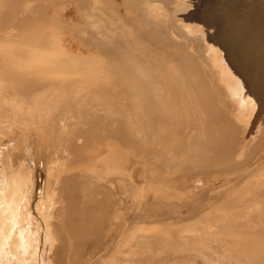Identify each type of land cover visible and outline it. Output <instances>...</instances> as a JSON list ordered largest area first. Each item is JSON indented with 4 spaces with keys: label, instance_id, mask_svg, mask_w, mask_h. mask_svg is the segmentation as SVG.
Here are the masks:
<instances>
[{
    "label": "rangeland",
    "instance_id": "374dc122",
    "mask_svg": "<svg viewBox=\"0 0 264 264\" xmlns=\"http://www.w3.org/2000/svg\"><path fill=\"white\" fill-rule=\"evenodd\" d=\"M0 1V184L19 202L11 239L26 235L9 264H264V118L229 152L204 146L160 54L172 32L166 50L219 65L231 35L214 16L228 7L264 44V0H154L163 31L151 0Z\"/></svg>",
    "mask_w": 264,
    "mask_h": 264
},
{
    "label": "bare ground",
    "instance_id": "6f19581e",
    "mask_svg": "<svg viewBox=\"0 0 264 264\" xmlns=\"http://www.w3.org/2000/svg\"><path fill=\"white\" fill-rule=\"evenodd\" d=\"M154 2H155L154 0H151V4ZM103 4H104V6H106L105 1ZM103 4H101V5H103ZM151 4L149 2L147 10H148V12H150L151 15H156V18L152 17L153 18L152 22H154L157 25V27L160 31H163L162 28L164 26V22L160 19L161 15H162V12H160V7H157V6L155 7L154 4H152V5ZM109 6H110V4H109ZM228 8L223 10L220 13H215V16H214L215 19H218L219 17H221V15H220L221 13L223 14V16H225L224 19H225L226 24L228 26V28L226 29V33L231 35L230 45L228 43L225 47V48H227V50H229V52H227V55H225V59L223 60L224 63L221 61L219 65L218 64H216V65L211 64L210 61L212 59L210 60L211 57H209V60H210V61H208L209 65H207V63L204 64L202 58H200L198 55L194 54V51H193L194 47L191 45L176 47V50H172V52L166 50V49L170 48V45L168 46L167 44H171L174 46V43L176 44V42H179V41H176L175 34L172 32H169V34L167 36L164 35V41L167 44H166V46L162 45L163 46L162 48L166 53H162V52L160 53L159 52L160 54H164V56H166V59L169 61V64L173 66L171 68H172V74H174V79H173L174 82H173V84H171V86L173 88V93H174V96L176 97V101L184 98V100H186L187 102L189 101V103L191 102L193 104V102H196L195 106H194V104L190 106L191 113H192V116L194 119L193 126L196 128H199L198 124H200L202 122L204 127L206 128V133L204 134V137L209 136V138H210L208 140V143H207V140H204V146L207 145L210 148L222 147L224 149H227L228 150L227 152H229V150H231V148L234 147L235 143L239 139H241V135L243 134L242 130L246 129L245 124L249 125L248 126L249 130H247V134H246V135H248L250 132H252L255 129V127L260 128L262 126L261 119L264 118V44L261 41H257L254 39V37H253V35L249 29L250 28L249 22L247 23L238 13H232L231 11H229L230 8L229 9ZM102 11H103V9H102ZM193 13H195V11ZM107 14H109V18H111L110 14H112V13H109V11H108ZM150 14H148L147 17L151 16ZM112 17H113V15H112ZM196 17L197 16H195V18ZM114 18H112V20ZM201 18H199V19H201ZM197 19L198 18H196V20ZM149 20H150V18L147 19V21H149ZM202 20H204V19H202ZM183 21H184V19H183ZM251 25H252V22H251ZM193 28H195V27H193ZM202 29H203V27L201 28V31H202ZM241 30H246L247 33H245L244 35L241 36L239 34V32ZM133 33H134V31H133ZM162 34H164V33H162ZM220 34H222V33H220ZM135 35H137V34H135ZM129 37H131V36H129ZM261 37H262V35H261ZM191 38L193 39V37H191ZM203 40H204V38H203ZM141 41H142V39H141ZM174 41H176V42H174ZM102 42H103V40H102ZM143 42H145V41H143ZM108 44H111V43L109 42ZM140 44H142V43H140ZM136 45H138V44L136 43ZM105 46H107V45L105 44ZM138 46H140V45H138ZM143 46H144V44H143ZM143 46H141V48ZM147 46H148V44H147ZM147 46H144V47H147ZM217 46H219L218 43H216V45H214L215 48H213L212 50H216ZM118 47L119 46L117 45L116 49H118ZM151 48H153V47H151ZM118 56L121 57V54L119 53ZM123 56H125V55H123ZM210 56H211V52H210ZM116 57H117V55H116ZM145 59H147L150 62L151 66H152V63L155 62V61H153V56H151V57L147 56V58H145ZM157 63L155 62V67L158 68L159 72H163L162 70L164 69L165 65H166L165 68L168 67V63L166 61L164 63L161 62V64H159V66H157ZM129 64L130 63H128V65ZM126 65H127V63H126ZM126 65H124V66H126ZM144 67H146V66H144ZM127 69H128V66H127L126 70ZM135 69H136V67L134 68V70ZM123 70H125V69H123ZM143 70L145 71V68ZM136 72H137V70H136ZM138 74H134V75H138ZM134 77H136V76H134ZM146 78H148V77H146ZM136 81H138V79ZM148 81H149V79H148ZM71 84H73V83H71ZM129 89H131V88H129ZM144 90H147V88H145ZM202 90H204V92H201ZM156 93L157 92L153 89V95L154 96ZM156 97L158 98V96H156ZM171 97H173V96L171 95ZM170 99L173 100V98H170ZM198 100L200 102L204 103L199 107V109L197 106ZM94 104L101 109H105L103 107V104L100 103L99 99L94 101ZM157 104H158V102H157ZM159 109H161V108H158V110ZM167 110H168L167 106L164 105L162 112L167 111ZM102 112L104 113V111H102ZM159 115H162V117L164 119L163 114H159ZM197 116H198V118H197ZM257 119H259L260 122H258L254 128H251L252 121L254 123V121ZM117 122H119V120ZM216 124H220V126L221 125L225 126V129L223 131L219 130L218 127H216ZM112 128H114V127H112ZM113 130L119 134L121 142H123V144L125 146L131 147V148L136 147V143L138 141H136L137 139L135 138V136L133 134L135 132H133L130 129V126L127 128L119 126L118 128H114ZM202 135H203V132H202ZM233 136L236 138V140H234V142H233ZM178 143H179V141H178ZM178 143H176V144H178ZM182 143L180 141V145ZM146 148H147V146H146ZM189 153H191V152H189ZM233 154H235V153H233ZM228 155H231V154H228ZM236 155L237 154H235L234 156H236ZM3 177L4 176H2V178ZM3 184H5L4 181H3ZM6 185H8V184H6ZM1 186L2 185L0 184V187ZM3 187L0 188V207H2V209H0V264H9L10 261H16V260L22 261L23 255L19 259V256H21L20 244L22 241H24V237H26V235L24 236L23 234H21V230H22V228H21L16 233V236L13 239H11V234H9L10 229H8L7 227H8V225L12 226V224H13V221L15 219V218L13 219V216H14V213L16 211V208H17L19 202L16 205V201H15V205L13 203L14 207H12V205H10V204L13 202V199H10V197L8 195L5 196L4 190H5V188H6V190L8 188L5 185ZM3 212H5V213H3ZM7 213H9L10 215H7ZM19 221H20V223L23 222L22 219H20ZM20 223H18L16 225H19ZM28 226L30 227V225H28ZM17 228L18 227H16V229ZM28 232H29V230H28ZM28 232H27V234H28ZM11 233H12V231H11ZM23 233H24V231H23ZM31 236H32V234L30 236H27V237L31 238ZM32 239H33V237H32ZM34 242H35V240L33 239V243ZM23 243H25V242H23ZM27 247L28 246H26V248ZM26 248H24V249H26ZM27 250H28V248H27ZM27 250H25V251H27Z\"/></svg>",
    "mask_w": 264,
    "mask_h": 264
}]
</instances>
